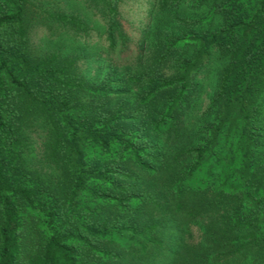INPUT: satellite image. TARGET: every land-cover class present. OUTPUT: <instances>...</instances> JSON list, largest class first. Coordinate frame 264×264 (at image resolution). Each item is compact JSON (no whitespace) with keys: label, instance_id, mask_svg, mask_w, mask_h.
I'll return each mask as SVG.
<instances>
[{"label":"trees","instance_id":"trees-1","mask_svg":"<svg viewBox=\"0 0 264 264\" xmlns=\"http://www.w3.org/2000/svg\"><path fill=\"white\" fill-rule=\"evenodd\" d=\"M125 1L101 0L99 83L32 43L36 23L88 21L0 0V264H264V0H151L138 28Z\"/></svg>","mask_w":264,"mask_h":264},{"label":"rangeland","instance_id":"rangeland-1","mask_svg":"<svg viewBox=\"0 0 264 264\" xmlns=\"http://www.w3.org/2000/svg\"><path fill=\"white\" fill-rule=\"evenodd\" d=\"M46 1V0H45ZM49 4L54 10L64 11L68 13H74L85 19L92 26V31L89 35L83 33H76L74 31L67 30L65 28H59L54 24V28L50 29L47 26L36 23L37 28L32 34V43L35 51L39 54H44L50 51H61L65 55L78 54L81 56L80 66L85 75L91 80L99 81V83L105 79L110 73L109 65L104 63V34L103 26L105 21L101 14L102 2L101 0H49ZM151 6V0H126L121 5L123 15L127 20L134 24L137 28L145 25L148 21L149 8ZM202 11H195L189 4H184L177 11L185 16H205L207 8H203ZM165 21H162L159 17V21L171 26L167 22V16H161ZM215 25V24H214ZM203 27H210L205 24ZM106 45V44H105ZM151 49V47H150ZM122 65L127 66L126 63ZM134 71H140L142 69L141 64L134 63L132 65ZM117 73L121 72V69L116 70ZM220 66L212 60V70L207 76L204 83L202 92H200V103L198 109L202 112L209 104L210 97L215 93V90L219 81ZM120 78V74L117 75ZM118 80V79H117ZM134 92H137L134 90ZM133 103V101H129ZM157 108V107H156ZM153 109L150 115L154 114ZM145 120H150V116L145 117ZM150 131V126L147 127ZM46 133L43 128L36 127L31 133V147L29 153V160L31 162H39L42 160L44 151V142L46 139ZM205 176L204 170L199 172L193 178L195 181ZM198 231H196V234Z\"/></svg>","mask_w":264,"mask_h":264}]
</instances>
